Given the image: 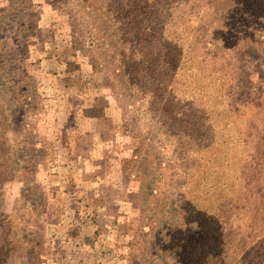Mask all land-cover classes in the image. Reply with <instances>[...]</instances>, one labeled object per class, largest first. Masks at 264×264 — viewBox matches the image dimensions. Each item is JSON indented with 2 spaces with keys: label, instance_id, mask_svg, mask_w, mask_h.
I'll use <instances>...</instances> for the list:
<instances>
[{
  "label": "rangeland",
  "instance_id": "rangeland-1",
  "mask_svg": "<svg viewBox=\"0 0 264 264\" xmlns=\"http://www.w3.org/2000/svg\"><path fill=\"white\" fill-rule=\"evenodd\" d=\"M101 1L55 0L54 8L45 0H35L32 12L37 25L28 31L26 26H19L20 21L30 20L27 7L20 5L18 14L11 10L5 15V24L9 26L1 37L11 42L13 37L27 35L25 70L36 85L35 89L30 81L22 85L24 88L17 85L20 78L17 73H8L0 80V213L11 214L22 205L28 211L41 212L42 264H129L140 206L150 217L159 212L163 218L172 214V206L158 211L151 203L145 209L136 198V194L140 196V184L123 172V163L131 158L134 147L140 146V141L149 143L147 134L153 138L147 147L154 153V161L149 165L151 179L160 178L164 173L162 167L167 177L174 171L177 176L176 183L165 179L164 191L170 205L180 194L188 192V177L184 175L199 169L201 164L214 171L217 180L228 184L226 189L230 188L237 199H242L245 207L257 211L261 201L254 184L244 187L247 181L241 174L243 163L238 155L241 156L242 150L241 135L254 139L264 128V33H260L264 30V0H243V6L222 1L219 11L208 9L212 18L208 14L202 20L200 0H183L184 6H175L177 12L173 10L171 37L175 36L176 19L189 24L185 29L187 25L183 23L180 29L184 32H177L183 45L188 41L187 58L200 49L203 54L195 56L204 55L213 64L212 68L232 75L233 86L239 83L235 77L239 68L250 74L251 85L245 90L236 86L231 99L241 100L242 104L249 99L252 105H244L237 119L226 128L224 114L220 116L214 111L210 115L211 122L216 123L214 127L220 125L216 128L219 137L203 154L204 161L195 154L192 143L179 139L168 126H158L157 114L149 105L121 98L123 109L129 113L123 115L105 84L104 73L94 70L89 59L72 46L71 13L78 12L77 20L83 25H92L94 16L104 8L111 12L110 24L127 21L126 9L131 0ZM231 6L234 11L229 9ZM6 7L8 1L0 0V9ZM84 7L89 8L83 11ZM150 21L154 24L153 19ZM86 33L91 38L96 31L89 26ZM232 43H239L238 49L226 51ZM100 60L108 73L107 59ZM185 80L186 86H193L191 79ZM34 93L36 99L30 101ZM90 107L102 109L106 117L84 118L83 109ZM256 126L259 128L254 131ZM27 138V144H20ZM154 151L163 152L158 155ZM215 156H220L217 163ZM141 157H145L144 153ZM20 167L34 172L22 179L17 172ZM34 182L46 198L45 206ZM258 183L261 188L264 174ZM261 193L264 202V191ZM152 259L163 264L155 257ZM147 260L150 259L143 257L141 262ZM24 263L21 259L11 262Z\"/></svg>",
  "mask_w": 264,
  "mask_h": 264
},
{
  "label": "trees",
  "instance_id": "trees-1",
  "mask_svg": "<svg viewBox=\"0 0 264 264\" xmlns=\"http://www.w3.org/2000/svg\"><path fill=\"white\" fill-rule=\"evenodd\" d=\"M7 1L8 7L0 9V80L8 73H17L20 77L17 85L21 84L24 88L25 83L30 81L35 89L34 79L30 78L25 70L24 60L29 47L27 35L13 37L11 42H5V38L1 37L9 26L5 24L6 13L13 10L14 15L18 14L20 5L27 7L30 20L20 21L19 26H26L27 31L36 28L37 19L32 12L35 0ZM45 1L54 8L57 6L55 0ZM182 1L131 0L128 7L126 6L127 21L116 24H110L111 12L107 8L98 11L92 25H83L77 20L78 12L71 13L69 32L75 50L89 59L94 70L104 73L105 84L110 88L123 115L125 112L129 113L123 109L121 98L132 103L141 101L149 105L157 114L158 126H168V130L175 132L179 139L192 143L195 154L204 161L203 154L219 137L216 128L220 125L214 127L216 123L211 122L210 115H213L214 111L219 112L220 116L224 114L225 128L233 124L241 113V108L243 109L244 105H252V101L247 99L242 104L241 100L231 99L232 92L236 86L245 90L251 85V81L250 74L239 68L236 71L237 76L233 75L238 77L239 83L233 86L235 79L232 75L223 73L219 68H212L213 64L204 59V55L195 56L203 54L200 49L190 55V58L185 56L188 41L183 45L180 41L182 37L177 32H184L183 28L180 29L183 23L187 25L184 28L188 29V21L180 23L176 19L175 36L173 38L170 35L171 29L174 28L173 10L179 11L175 6H184ZM222 1H230L233 6H243V0H200V19L208 17L211 13L208 9L219 11ZM15 5L16 8L13 9ZM88 8L84 7L83 11ZM229 9H232V6ZM209 17L212 18V15L209 14ZM150 19L154 20V24ZM258 23L257 21L256 25ZM89 26H93L96 31V34L90 33L94 35L91 38L86 33ZM260 33H264V30ZM260 37L262 38V34H259ZM192 40L201 48L196 39ZM237 45L239 46V43H232L226 51L238 49ZM102 57L107 59L108 73L100 60ZM69 64L67 66H71ZM184 78L191 79L193 86H186ZM116 86H121L122 90H117ZM121 91L126 94L119 95ZM35 99L34 93L30 101ZM82 112L84 118L106 117L102 109L90 107ZM253 128L255 131L259 126ZM260 130L261 133L254 137L255 141L250 135H238H241L242 139V150L239 152L241 156L238 155V160L243 163L241 174L245 175L247 181L243 183L244 187L249 188L254 184L258 196L261 195V213L260 205L257 211L245 207L242 199H237L230 188L226 189L228 184L217 180L214 171L204 168L202 164L199 169L184 175L188 177V192L180 194V198L170 205L169 197L165 196L164 191L165 179L176 180L175 171L167 177L166 169L162 167L164 173L160 175L161 180L151 179L149 165L154 161V153H151V148L150 152L147 149L153 140L150 134L146 135L149 143L145 145L140 141V146L134 147L131 158L123 163V172L140 184V196L136 194V198L138 201L140 199V204L145 209H149V204L152 203L155 210L172 206L173 212L166 218L159 216L160 212L150 217L140 206L138 225L132 235L134 244L129 264H156L152 259L154 257L163 264H264V202L261 193L264 191V184L259 188L258 183L264 174V128ZM28 141V138L24 139L20 144H27ZM7 142L9 144V141ZM142 153L145 155L143 159ZM218 158L220 156L213 157L216 163ZM156 160L160 161L158 157ZM142 165L145 167L143 170ZM17 172L20 178L25 179L34 171L27 172V168L20 167ZM6 174H10L9 169ZM34 188L41 194V202L45 206L46 198L40 186L35 183ZM40 213L36 212V209L28 211L23 205L20 209L14 208L11 214L0 213V264H11L14 259H21L24 264L44 262ZM143 257L150 260L141 262Z\"/></svg>",
  "mask_w": 264,
  "mask_h": 264
}]
</instances>
